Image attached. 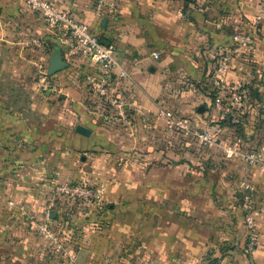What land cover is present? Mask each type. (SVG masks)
I'll return each mask as SVG.
<instances>
[{"label":"crops","instance_id":"1","mask_svg":"<svg viewBox=\"0 0 264 264\" xmlns=\"http://www.w3.org/2000/svg\"><path fill=\"white\" fill-rule=\"evenodd\" d=\"M48 1L111 47L130 78L114 80L108 91L128 106L123 118L102 106L86 78L94 64L71 54L59 31L25 0H0V92L37 94L35 103L0 95V264H57L47 256V241L35 224L43 220L49 192L68 180L99 186L100 200L120 204L109 226L79 229L75 245L67 246L74 254L71 263L141 264V251L150 256L156 250L157 219L163 217L156 204L171 197L175 176L184 182L188 172H196L204 187L201 172L215 158L224 159L229 172L224 184L237 188L245 180L252 186L245 198L255 247L245 260L264 264V110L257 107L264 106L263 2L105 0L98 11L97 0ZM255 14L261 17L256 25ZM240 15L248 18L241 21ZM223 60L225 68L218 70ZM41 73L45 90L34 82ZM233 92L245 98L239 137V125L217 123L225 111L219 96ZM162 110L191 128L212 132L214 144L207 148L184 135L160 115ZM232 150H256L260 157L248 165ZM146 201L155 223L127 225V219L143 217L140 204ZM131 232L149 236L141 242L146 249L141 240L129 248L139 254L133 259L124 247Z\"/></svg>","mask_w":264,"mask_h":264},{"label":"rangeland","instance_id":"2","mask_svg":"<svg viewBox=\"0 0 264 264\" xmlns=\"http://www.w3.org/2000/svg\"><path fill=\"white\" fill-rule=\"evenodd\" d=\"M261 2L264 4V0H259V4ZM240 16H242V18H240L241 21L248 18L245 15ZM260 18L258 19L256 14L254 15L253 21L255 25L260 21ZM37 81L38 76L34 79L36 86L38 85ZM8 93H10L11 101L15 98L21 100V97H25L23 98L24 100L28 99L35 103L37 99V94L35 92L33 93V91H30L27 95L21 92ZM8 93L0 92V95L8 96ZM34 106L36 105L34 104ZM257 107L260 108V110H264V106ZM31 114L35 116L37 112L32 110ZM236 119L238 120L239 117L235 115L234 120L236 121ZM236 125L242 128L240 131L237 130V137H239V134L244 133V130L240 122ZM241 136L243 137L244 135ZM194 141L203 145L196 139ZM235 141L237 144L233 147L236 146L237 148L239 147V143L237 140ZM254 151L257 152L256 150ZM238 152L244 153L247 152V150H240ZM221 155L224 157L223 154ZM240 158L246 164L252 165L242 157ZM211 161L212 162L206 164L204 170L201 172L202 176L205 175L207 178L205 182L207 184L206 186L203 187L197 184L196 180L198 174L196 172H188L190 173L188 175L189 178L184 180V182L179 180L180 177L175 176L177 177L175 178L177 181H175L174 186L170 188L172 193L170 194L171 199H166L168 202H159V199V203L156 205L160 210H163L161 213L163 217L157 219L159 234L156 236V250L150 256L147 255L146 252L141 251L139 259L141 264H247L245 258H248L254 248L251 246L253 248V250L251 248L252 251L248 249L250 239L247 232L250 228L246 221L247 210L245 191H247V189L242 185V182L245 180H242L237 188H233L232 184H229V182H225L224 184L222 179L229 176V172L223 168L224 163L222 165L224 159L215 158ZM190 163H192V161H190ZM219 165L220 169H215L217 166L219 167ZM69 181L71 180L63 183ZM97 187L101 190L102 194V188L99 186ZM55 188L56 186L51 192L48 191L49 200L46 202V206L50 204V201L52 202V200H54V205L51 208V212L54 213V216L50 217L54 219L52 223L57 229V235L66 246L75 245L73 243H75L76 237H78L77 232L79 229H85L86 227L100 229L109 226L111 224L110 219L112 214L115 215L116 207L120 205L117 203L104 202L100 199L92 203L77 205L73 203V200L58 199V197H56ZM161 189L162 191L166 190V188ZM140 205L145 210L142 214L143 217H141L140 220L137 218L127 219L126 223L127 225H138L137 228H149L155 223V219H150L148 216L151 203L146 201ZM35 218L36 217L33 215L28 216L31 224L30 226L32 227H34L32 224L36 221L34 220ZM139 221H141V224H139ZM167 228H172L174 233L167 234ZM151 237L153 238L154 236ZM147 238H149V236L146 234L137 236L132 232L125 234L124 247L127 256L131 254L129 256L130 258H136L135 256L139 254L137 252L133 254L129 248L133 246L135 241L141 240V248L146 249V247H142L143 245L141 242H143V239L146 240ZM118 242L116 241V245ZM49 244L50 242L47 241V256L51 261L53 258H56L55 262L57 264H63V262L66 261L65 256H62L56 249V251L52 250ZM68 264H72L71 261H69ZM127 264H129V262H127Z\"/></svg>","mask_w":264,"mask_h":264},{"label":"built area","instance_id":"3","mask_svg":"<svg viewBox=\"0 0 264 264\" xmlns=\"http://www.w3.org/2000/svg\"><path fill=\"white\" fill-rule=\"evenodd\" d=\"M25 2L31 9L40 14L48 25L59 31L60 39L62 42L68 44L71 54L86 57L94 64L95 67L93 71L86 75L91 92L96 95L99 103L107 105L116 116L123 118L126 114L128 103L124 99L110 94L108 87L114 80H127L130 76L128 71L117 61L111 47L105 45L99 34L94 32L84 22L79 21L68 10H59L48 0H25ZM104 3L105 0H97L96 10H102V5ZM111 9H113V6L109 8L110 12ZM257 18L259 19L260 16H257ZM246 40V36L241 37L242 42ZM38 41L39 40H35V42ZM153 56L157 58L158 54L154 52ZM224 68L225 61L223 60L218 70H224ZM47 85L48 83L45 79V75L41 73V75L38 76V86L42 90H45L48 87ZM229 96L235 103L241 100L240 93L233 92ZM160 115H163L171 125L182 129L185 135L194 137L199 143L206 146H212L214 144V135L210 131L189 127L182 119H177L175 114L170 110H162ZM238 151L240 150H232L231 154L239 155L249 164L256 163L260 157L259 153L255 151H247L244 153ZM242 185L247 190L252 189V186L246 181L242 182ZM55 190L56 195H65L68 197V200L81 199L97 201L101 196V190L98 187L82 186L78 181L58 184ZM53 201L54 200H52V202L50 201V204L46 206L43 220L37 222L36 228L46 241L55 245L56 249L60 250L68 261H71L74 258V254L60 240L51 221L50 213L54 205ZM246 219L250 228V243L248 249L251 250L252 247L254 248L255 244L254 235L251 233V229L254 227V220L251 212L247 213Z\"/></svg>","mask_w":264,"mask_h":264},{"label":"trees","instance_id":"4","mask_svg":"<svg viewBox=\"0 0 264 264\" xmlns=\"http://www.w3.org/2000/svg\"><path fill=\"white\" fill-rule=\"evenodd\" d=\"M241 94V100H240V102H242L243 103V101H244V94L243 93H240ZM219 101L221 102V104L223 105V107H224V109H225V111L223 112V115L221 116V118L218 120V124H220V125H223V124H227L228 123V125H234V126H238V125H236V124H238L240 121L238 120V121H235L234 120V117H235V115L236 116H238V115H241L242 113H240V112H242V108H243V105L242 104H240V102H234L233 100H232V98H230L229 96H227V95H220L219 96ZM102 106H104L105 108H107L108 110H110L109 109V107L107 106V105H105V104H102ZM241 123V122H240ZM212 133V132H211ZM79 182V184H81L82 186H87V187H95L94 185H91V184H88L87 183V181H84V180H81V181H78ZM56 197H58V199H63V200H68V197L67 196H65V195H57ZM79 202H81V203H83V204H88V203H92L93 201H89V200H81V199H74L73 200V203L74 204H79ZM60 214V213H59ZM51 221L52 222H54V219H52L51 218ZM54 226V225H53ZM54 228H55V231L57 230L56 229V227L54 226ZM56 234H57V232H56ZM50 245V247H52V250H55L56 249V247H55V245H53L52 243H50L49 244ZM56 250H58V249H56ZM55 250V251H56ZM59 251V253L62 255V252L60 251V250H58ZM63 256V255H62Z\"/></svg>","mask_w":264,"mask_h":264},{"label":"water","instance_id":"5","mask_svg":"<svg viewBox=\"0 0 264 264\" xmlns=\"http://www.w3.org/2000/svg\"><path fill=\"white\" fill-rule=\"evenodd\" d=\"M80 132H82V133H86V131H85V129H84V128H80ZM50 216H54V213H53V212H51V213H50Z\"/></svg>","mask_w":264,"mask_h":264}]
</instances>
